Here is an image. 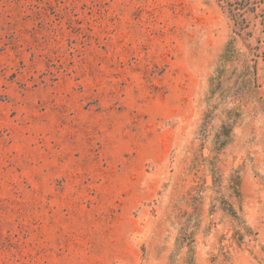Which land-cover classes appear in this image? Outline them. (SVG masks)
<instances>
[{"label": "rangeland", "instance_id": "rangeland-1", "mask_svg": "<svg viewBox=\"0 0 264 264\" xmlns=\"http://www.w3.org/2000/svg\"><path fill=\"white\" fill-rule=\"evenodd\" d=\"M0 264H264V0H0Z\"/></svg>", "mask_w": 264, "mask_h": 264}, {"label": "trees", "instance_id": "trees-1", "mask_svg": "<svg viewBox=\"0 0 264 264\" xmlns=\"http://www.w3.org/2000/svg\"><path fill=\"white\" fill-rule=\"evenodd\" d=\"M223 129H224V130H226V128H225V127H224ZM228 134H230V132H229Z\"/></svg>", "mask_w": 264, "mask_h": 264}]
</instances>
